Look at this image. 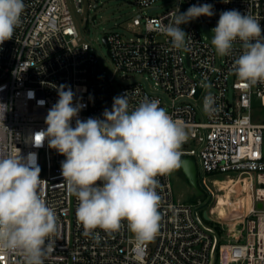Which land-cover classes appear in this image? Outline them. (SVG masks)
Listing matches in <instances>:
<instances>
[{
	"label": "built area",
	"instance_id": "2783aa9c",
	"mask_svg": "<svg viewBox=\"0 0 264 264\" xmlns=\"http://www.w3.org/2000/svg\"><path fill=\"white\" fill-rule=\"evenodd\" d=\"M156 1L133 0L143 11H137L131 23L141 30L135 37L105 33V54L82 38V0H24L20 25L13 38L0 45V85L5 86L0 102L8 106L4 119L0 118V153L19 149L23 156L36 154L40 177L45 180L43 197L58 218L54 251L44 264H264V113L256 118L252 112L253 94L264 107V83L246 86L232 72L243 52L242 42L237 40L231 54L221 57L208 40L226 10L250 14L264 29V0H173L159 14H150L159 7L153 5ZM204 3L213 5L214 15L198 17L199 26L181 25L190 37L186 48L174 49L170 37L152 30L156 19L168 24L174 10ZM95 4L97 0L92 8ZM106 58L113 63L112 69L103 68ZM61 84L74 91L73 106L85 105L78 114L81 120L104 119L113 98L126 92L130 109L145 97L158 100L185 127L189 145L181 148L182 156L195 161L210 199L214 192L208 181L220 189L216 183L223 180L204 174L232 172L238 177L235 181L243 180L250 189L251 206L238 231L228 229L232 237L226 238L214 224L205 223L202 210L206 208L198 211L196 203L175 198L167 174L157 177L161 221L151 242H138L126 221L118 231L97 228L86 235L76 216L78 200L61 175L65 156L50 148L47 139L41 145L32 140L35 132L47 128L45 118L59 99ZM29 90L34 98H29ZM209 93L216 98V111L211 114L204 110ZM39 100L45 101L43 106ZM253 173L257 186L252 184ZM206 211L207 221L214 222L211 209ZM0 264H25V257L19 250L0 253Z\"/></svg>",
	"mask_w": 264,
	"mask_h": 264
},
{
	"label": "clouds",
	"instance_id": "9594fccd",
	"mask_svg": "<svg viewBox=\"0 0 264 264\" xmlns=\"http://www.w3.org/2000/svg\"><path fill=\"white\" fill-rule=\"evenodd\" d=\"M24 9V0H0V45L13 38ZM202 15L213 16V5L193 4L184 12L178 8L168 24L156 19L152 30L170 37L174 49H184L190 37L181 25ZM212 32L211 44L221 57L231 54L237 40L242 42L243 52L231 69L239 80L246 86L264 83V29L258 18L236 9L222 11ZM4 87L0 85V91ZM57 92L59 99L45 118L47 128L35 132L32 140L41 145L47 139L50 148L65 156L61 175L78 200L76 216L85 234L97 228L115 232L126 221L138 242H151L161 221L157 177L179 166L188 139L185 127L158 100L145 97L130 109L127 92L113 98L104 119L81 120L78 114L85 105L73 106L71 86L61 84ZM28 95L34 98L35 93L29 90ZM37 103L43 106L45 101ZM204 110L216 111L211 93L204 98ZM7 111L8 106L0 102V118ZM36 159L35 153L23 156L19 149L0 153V253L19 250L25 264H44L54 251L52 237L58 227L56 212L42 194L45 180Z\"/></svg>",
	"mask_w": 264,
	"mask_h": 264
},
{
	"label": "rangeland",
	"instance_id": "374dc122",
	"mask_svg": "<svg viewBox=\"0 0 264 264\" xmlns=\"http://www.w3.org/2000/svg\"><path fill=\"white\" fill-rule=\"evenodd\" d=\"M88 0H82L83 10L79 12L80 23L83 27V40H88L90 45L97 47V50L105 54L106 47L103 43V35L109 31H118L121 32L125 37H135V34L141 30L140 25L136 26L131 23V18L133 15L143 8H139L133 0H97L99 6L96 9L92 8L95 0H89L90 5H87ZM153 5L159 6L156 9L151 10L150 14H159L162 10L173 5V0H157ZM145 10V8H144ZM187 10V9H186ZM182 10L180 12H184ZM95 14V19L91 20V16ZM87 17V21L84 18ZM190 23H195L197 26L200 25L198 19H194L187 24H183L182 27L185 28ZM214 35V33L212 34ZM212 36L208 39L211 43ZM114 67L113 63L106 58L104 69H112ZM252 112L254 117H258L260 114L264 113V107L261 105V98L256 94L252 96ZM189 145L184 143L182 147ZM230 175L223 173H215L205 175L210 178L222 179V185L220 189L216 188L214 184L209 180L208 186L213 190L214 195L209 200L207 204L203 207L198 208L200 211L201 208L209 209L211 206L217 203L219 197H223L226 191H229L230 194V205H225L226 215L223 219H220L214 215L216 222L220 224L224 229H222V235L226 238L232 236L228 235V229L231 232H237L242 225V219L244 214H246L248 208L251 206V191L248 189L243 180L235 181L238 178L232 172H227ZM227 176L233 177L234 180H228ZM253 186H257L255 182V173L252 174ZM197 184L201 186L200 174L197 173ZM170 180L172 185V190L175 198L186 202V203H196L195 206L201 205L206 201L209 196V193L205 192L204 194L197 195V188H195L188 179L185 177L180 166L170 173ZM200 188V187H199ZM235 201V203H234ZM236 202H238L236 204ZM233 205V206H232ZM214 221V222H215ZM205 223L209 221L205 220Z\"/></svg>",
	"mask_w": 264,
	"mask_h": 264
},
{
	"label": "water",
	"instance_id": "95a60500",
	"mask_svg": "<svg viewBox=\"0 0 264 264\" xmlns=\"http://www.w3.org/2000/svg\"><path fill=\"white\" fill-rule=\"evenodd\" d=\"M97 6H98V4H95L93 6V9H96ZM94 17H95V14H93L91 16V19H93ZM104 39H105V37H104ZM179 166H180L182 172L184 173L185 177L188 179L189 183H191L195 188H197V190H198L197 195L204 194L205 192H208L207 188L201 182V180H200L201 186H198V184H197V177H196L197 176V167H196L195 161L191 157L181 156L180 161H179ZM200 179H201V176H200ZM209 200H210V197H208L204 203L197 206L196 209L203 207L205 204H207L209 202ZM257 206H260V203H257ZM202 216L204 219L210 220V216L207 214L206 209L202 210Z\"/></svg>",
	"mask_w": 264,
	"mask_h": 264
},
{
	"label": "bare ground",
	"instance_id": "6f19581e",
	"mask_svg": "<svg viewBox=\"0 0 264 264\" xmlns=\"http://www.w3.org/2000/svg\"><path fill=\"white\" fill-rule=\"evenodd\" d=\"M232 181V180H231ZM217 185L219 184L220 186H223L221 181L220 183L217 182L216 183ZM230 194H229V191H226V193L223 195V197H219L218 200H217V203L213 206L210 207L211 209V213L220 218V219H223L226 215V208H225V205H230ZM235 203V201H234ZM238 202H236L237 204ZM233 206V205H232Z\"/></svg>",
	"mask_w": 264,
	"mask_h": 264
},
{
	"label": "trees",
	"instance_id": "16d2710c",
	"mask_svg": "<svg viewBox=\"0 0 264 264\" xmlns=\"http://www.w3.org/2000/svg\"><path fill=\"white\" fill-rule=\"evenodd\" d=\"M209 223L214 224L215 227L218 229V231L222 233V230L220 229V227L217 224H215L214 222H210V221H209Z\"/></svg>",
	"mask_w": 264,
	"mask_h": 264
},
{
	"label": "snow or ice",
	"instance_id": "6c2138e0",
	"mask_svg": "<svg viewBox=\"0 0 264 264\" xmlns=\"http://www.w3.org/2000/svg\"><path fill=\"white\" fill-rule=\"evenodd\" d=\"M37 140H39V137H37Z\"/></svg>",
	"mask_w": 264,
	"mask_h": 264
}]
</instances>
